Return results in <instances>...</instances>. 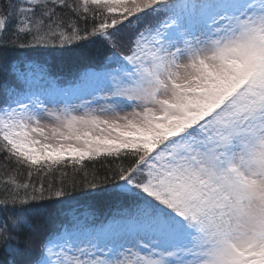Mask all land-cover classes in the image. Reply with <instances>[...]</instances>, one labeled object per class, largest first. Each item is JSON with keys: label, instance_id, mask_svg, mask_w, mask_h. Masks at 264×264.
Wrapping results in <instances>:
<instances>
[{"label": "snow or ice", "instance_id": "obj_1", "mask_svg": "<svg viewBox=\"0 0 264 264\" xmlns=\"http://www.w3.org/2000/svg\"><path fill=\"white\" fill-rule=\"evenodd\" d=\"M0 264H264V0H0Z\"/></svg>", "mask_w": 264, "mask_h": 264}, {"label": "trees", "instance_id": "obj_2", "mask_svg": "<svg viewBox=\"0 0 264 264\" xmlns=\"http://www.w3.org/2000/svg\"><path fill=\"white\" fill-rule=\"evenodd\" d=\"M57 62L62 63L65 66H75L78 62L77 60V50H73L71 52H66L63 55L58 54L57 56ZM87 163V162H86ZM102 208H108L107 210H111V207L109 204L101 203L100 205ZM104 210V209H102Z\"/></svg>", "mask_w": 264, "mask_h": 264}, {"label": "rangeland", "instance_id": "obj_3", "mask_svg": "<svg viewBox=\"0 0 264 264\" xmlns=\"http://www.w3.org/2000/svg\"><path fill=\"white\" fill-rule=\"evenodd\" d=\"M102 209H104V210H102ZM107 209H109V207L106 208V209L101 207V210H102V211H105V213H106L107 211H109V210H107Z\"/></svg>", "mask_w": 264, "mask_h": 264}]
</instances>
